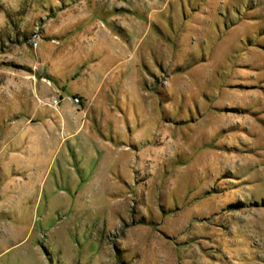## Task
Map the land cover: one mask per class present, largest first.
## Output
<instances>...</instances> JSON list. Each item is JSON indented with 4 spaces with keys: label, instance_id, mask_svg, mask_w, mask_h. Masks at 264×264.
Listing matches in <instances>:
<instances>
[{
    "label": "rangeland",
    "instance_id": "1",
    "mask_svg": "<svg viewBox=\"0 0 264 264\" xmlns=\"http://www.w3.org/2000/svg\"><path fill=\"white\" fill-rule=\"evenodd\" d=\"M0 152V264H264V0H0Z\"/></svg>",
    "mask_w": 264,
    "mask_h": 264
},
{
    "label": "crops",
    "instance_id": "2",
    "mask_svg": "<svg viewBox=\"0 0 264 264\" xmlns=\"http://www.w3.org/2000/svg\"><path fill=\"white\" fill-rule=\"evenodd\" d=\"M0 155L2 153L0 152ZM4 159L0 158V256L4 254L7 250L15 248L19 245V194L17 192V185H15L19 179L15 170L12 173L5 168ZM30 212L28 213L31 223L34 219L35 209H31L28 206ZM29 221V222H30ZM28 222V227L30 223ZM12 226L14 229L12 238L6 239L4 236L5 231H10L8 228ZM4 231V232H3ZM29 233V230H28ZM8 241L10 246L7 249H3V243ZM10 264H19V256L13 254L10 257Z\"/></svg>",
    "mask_w": 264,
    "mask_h": 264
},
{
    "label": "built area",
    "instance_id": "3",
    "mask_svg": "<svg viewBox=\"0 0 264 264\" xmlns=\"http://www.w3.org/2000/svg\"><path fill=\"white\" fill-rule=\"evenodd\" d=\"M53 103H54V104H58V103H57V100H55V99H53Z\"/></svg>",
    "mask_w": 264,
    "mask_h": 264
}]
</instances>
